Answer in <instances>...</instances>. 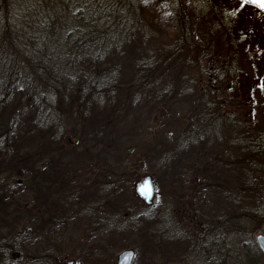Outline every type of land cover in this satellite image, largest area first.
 Segmentation results:
<instances>
[{"label":"rangeland","instance_id":"rangeland-1","mask_svg":"<svg viewBox=\"0 0 264 264\" xmlns=\"http://www.w3.org/2000/svg\"><path fill=\"white\" fill-rule=\"evenodd\" d=\"M179 2L194 44L221 49V34L207 35L205 2ZM253 11L236 15L251 30ZM155 36L172 38L165 29ZM127 54L135 57V47ZM186 82L181 75L166 97L129 107L124 98L103 102L85 120L68 118L63 132L33 115L13 123L18 99L0 110V134H9L0 155V242L15 241L12 264H117L125 250L135 252L132 264H245L244 243L264 236V222L253 230L246 217L264 220V202L245 192L232 146L212 156L190 136L181 142L200 108ZM146 176L156 193L149 207L135 195ZM225 220L237 226L217 225ZM2 251L0 264L10 263Z\"/></svg>","mask_w":264,"mask_h":264},{"label":"trees","instance_id":"trees-1","mask_svg":"<svg viewBox=\"0 0 264 264\" xmlns=\"http://www.w3.org/2000/svg\"><path fill=\"white\" fill-rule=\"evenodd\" d=\"M176 1L0 0V110L18 99L13 123L33 115L39 125L63 132L68 118L85 120L103 102L124 98L129 107L148 95L166 97L183 75L200 108L181 142L190 136L212 156L232 146L245 192L264 202V13L244 0H202L207 35L218 31L222 44L199 48ZM247 9L256 13L253 30L236 17ZM158 28L170 30L171 40H157ZM131 46L136 56L129 59ZM8 136L0 134V155ZM246 218L256 222L253 230L264 222ZM217 225L237 226L226 220ZM14 243L0 242L2 257L10 259ZM244 244L245 264H258L255 244Z\"/></svg>","mask_w":264,"mask_h":264},{"label":"water","instance_id":"water-1","mask_svg":"<svg viewBox=\"0 0 264 264\" xmlns=\"http://www.w3.org/2000/svg\"><path fill=\"white\" fill-rule=\"evenodd\" d=\"M257 6L264 12V8L258 6L255 0H246ZM135 195L141 200L146 206H151L153 199L155 198V189L152 180L149 176L143 178V180L135 186ZM255 244L258 250L264 254V236H258L255 240ZM135 257V252L132 250L122 251L117 257V264H132ZM71 264V263H68Z\"/></svg>","mask_w":264,"mask_h":264},{"label":"snow or ice","instance_id":"snow-or-ice-1","mask_svg":"<svg viewBox=\"0 0 264 264\" xmlns=\"http://www.w3.org/2000/svg\"><path fill=\"white\" fill-rule=\"evenodd\" d=\"M255 2L258 3V6H260L261 8H264V0H255Z\"/></svg>","mask_w":264,"mask_h":264}]
</instances>
